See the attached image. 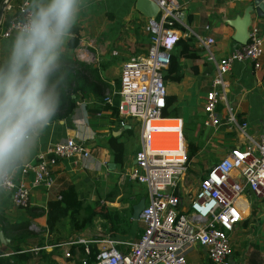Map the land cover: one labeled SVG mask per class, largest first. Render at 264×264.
<instances>
[{
  "label": "built area",
  "instance_id": "1",
  "mask_svg": "<svg viewBox=\"0 0 264 264\" xmlns=\"http://www.w3.org/2000/svg\"><path fill=\"white\" fill-rule=\"evenodd\" d=\"M155 1L160 17L147 16L143 24V31L150 35L148 49L122 62L119 87L107 88L103 96V101L112 105L114 95L119 94L121 124L129 117L139 123L140 145L134 154L135 162L121 174L120 180L129 178L147 186V201L138 215L142 233L136 239L111 234L78 236L51 244H34L21 252L36 254L40 249L58 248L67 260L76 256L74 264H187V253L194 246H201L209 264H231V233L244 218L243 209L251 205L245 193L264 200V129L252 134L247 121H238L228 103L223 117L217 112V104L226 100L225 74L234 62L253 60L259 66L263 35L258 25L251 24L246 43H237L228 54L216 58L212 50L214 37L194 34L198 45L206 49L207 58L215 63L211 87L204 97L203 124H231L241 139L210 165L184 204L180 195L188 168L184 121L181 116L162 113L167 95L164 71L180 37L172 25L179 20V4L177 0ZM1 7L0 37L7 38L28 15L29 4L28 0H3ZM75 50L82 58L90 59L93 55L86 47ZM112 53L117 51L112 49ZM89 155L85 143L74 136L50 143L21 169V177L9 190L13 204L27 207L32 185L52 188V165L60 158L83 159ZM29 172L33 174L31 179ZM77 243L84 244V254L71 250ZM91 243L98 247L93 257L89 256Z\"/></svg>",
  "mask_w": 264,
  "mask_h": 264
},
{
  "label": "crops",
  "instance_id": "2",
  "mask_svg": "<svg viewBox=\"0 0 264 264\" xmlns=\"http://www.w3.org/2000/svg\"><path fill=\"white\" fill-rule=\"evenodd\" d=\"M249 1L177 0L179 4V20L177 22L182 24L185 27V31L190 34L212 35L214 37L212 50L216 58H219L228 54L237 45L236 41L231 37L234 29L225 19L241 14ZM2 2L3 0H0V13ZM251 16V24L259 26L264 40V14L259 15L256 11H253ZM146 19L147 16L135 7V0H88V7L81 13L77 23V26L80 27L79 44L74 48L67 47L65 55L96 66L100 80L108 84L105 90L111 86H116L118 77L120 81L122 62L130 55L138 54L144 50L143 44L145 42L142 39V35L145 34L143 24ZM139 25L140 28L136 32L135 27ZM206 25L208 26L206 27ZM174 29L177 35L184 37L185 31L177 27H174ZM14 35L15 33L7 38L0 37V59L5 55L7 45ZM79 47H86L92 52V57L87 59L76 55L75 49ZM194 47L197 56L180 57L179 60L181 64L185 62L186 67L197 75L199 80L198 88L204 90L200 106L195 109V113H199L202 116V125H204V97L205 92L211 87V81L214 76L211 75V72L212 70L215 71V63L207 58L206 50L203 46L198 45L196 40L194 41ZM112 49H115L117 53H112ZM258 61L259 66H256L253 60L233 63L231 69L225 74V79L228 81L226 100H222L217 104V112L223 117L226 112V104L228 103L234 109L238 121H247V128L252 134H257L264 129V42L262 54L259 56ZM115 62L117 63L115 64ZM117 66H119V69H117ZM111 76H115V78ZM170 94L176 99L174 91H167V95ZM109 106L104 107L91 93H78L76 106L73 111L69 116L52 122L29 161H34L36 154L44 151L50 143L64 140L67 136H74L77 140L85 143L90 152L88 158L68 157L56 161L52 165L51 170L55 184L50 189L32 185L30 203L27 207L19 208L15 206L9 191L0 196V216H4L10 222L28 221L29 225L31 224L33 227L32 229L29 227L28 230L36 231L43 240L42 242H30L26 237L19 238L17 242L26 243H21L23 248L34 244L53 243L47 242V239L52 237V233L49 232L46 224L47 202L51 194L55 193V189L62 186L64 182H69L70 180L80 182L82 183L80 186L85 189L86 193L87 189L93 186L95 193L101 197L117 185L119 191L113 200H116V202H118L119 196L124 193L123 191L126 188L124 187L125 181L120 180L119 174L124 168L130 167L134 163V157L132 156L129 165H126L128 159L126 158L125 136L136 133L140 140L139 125L134 119L133 122L128 120L129 118L126 119V123L121 124V115L119 112L114 113L111 108L112 105ZM174 112L176 116H181L178 110H174ZM132 123H134V126ZM209 127H211L209 132L200 127L199 134L201 138L198 139L203 141V143L200 145L197 139V142H193L191 145L193 156L203 146L201 148L204 150L207 148L208 150L203 151L204 155H208L209 159L214 158V160H208L207 158L206 171L221 156L218 150L225 153L228 148L241 139L240 134L231 124L221 123L218 126ZM128 128H133L132 134L127 133L125 129ZM111 137H115L124 144L122 164L115 161L114 154L109 147L108 142ZM187 147H189L188 144ZM193 156L192 159L194 160ZM20 177L21 172L16 179ZM31 177L32 172H29V178L31 179ZM132 194L134 193L130 192V195ZM144 199L147 201V193ZM130 200V197L126 201L120 199L121 206L119 209L126 208ZM109 202L112 203V201ZM245 209H247V213L231 233L234 246L231 264H264V200L254 199L249 209L248 207H245ZM39 210L44 212L36 215L35 213ZM21 217V221H18ZM130 218L133 227L127 233L121 232V234H118L122 238L136 239L142 233L143 226L138 218L132 217V214ZM3 224L0 221V230H2L4 238H8V240L3 242L0 240V257L7 256L13 251L9 245L8 234L2 228ZM196 247L199 248H197L199 253L193 255L192 252ZM40 250L36 254L30 252L33 259L29 264L40 263L34 262ZM44 250L47 253L49 252L53 258H57V264H74L72 262L73 259L77 261L76 256L72 261L65 259L61 249L54 248L50 250V248H45ZM1 252H8V254H2ZM189 252L192 254L191 259L187 257ZM189 252L186 255L187 264H196L197 261L195 260L199 256L202 258L205 256L207 259L206 252L201 246H194Z\"/></svg>",
  "mask_w": 264,
  "mask_h": 264
},
{
  "label": "clouds",
  "instance_id": "3",
  "mask_svg": "<svg viewBox=\"0 0 264 264\" xmlns=\"http://www.w3.org/2000/svg\"><path fill=\"white\" fill-rule=\"evenodd\" d=\"M0 59V196L52 124L66 85L64 56L88 0H28Z\"/></svg>",
  "mask_w": 264,
  "mask_h": 264
},
{
  "label": "trees",
  "instance_id": "4",
  "mask_svg": "<svg viewBox=\"0 0 264 264\" xmlns=\"http://www.w3.org/2000/svg\"><path fill=\"white\" fill-rule=\"evenodd\" d=\"M160 17V13L156 15ZM174 27L180 28L185 31V27L177 21H173L172 24ZM140 25L135 27L137 32ZM186 32V31H185ZM80 41V27L76 25L73 29V37L68 43V48L77 47ZM195 36L193 34H186L184 37H179L176 42L174 49L172 50L170 63L165 70L164 77H171L175 80H180L182 77V64L180 62V57H195L197 56L194 47ZM144 50L146 51L149 46V42H145ZM64 71H66V85L61 97L62 103L58 110L57 115L54 120L63 119L70 115L76 106V96L78 93L82 94H93L99 102L103 104L104 107H110L108 103L103 101V92L108 86L105 82L100 80L98 69L96 66H92L89 63H86L82 60L72 58L68 55L64 56ZM116 87H119L116 84ZM74 94V95H73ZM119 94L116 93L113 97L112 111L118 113L117 105L119 102ZM174 99L173 95L166 96V106L163 108V115L165 116H176L174 111L167 109V105L171 103ZM53 120V121H54ZM123 127V126H122ZM128 134L133 133V128L125 129ZM109 147L111 148L114 159L117 163H123L124 156V144L122 141H118L115 137L109 138ZM190 150L188 152V158H192L193 154ZM189 168V167H188ZM124 187H128L131 182L134 181L129 178L124 179ZM139 183V182H137ZM82 183L75 182L70 180L69 182H64L62 186L55 189V193L51 194V197L47 202L46 209V224L52 237L47 239V242H61L65 240L75 239L79 235H82L85 228L91 224L95 215H99L101 218L108 221L109 224V234H121L127 233L126 229L131 222V214L133 210V203L136 202L137 198H140L137 194H134L133 199L130 200L128 206L124 209L118 210L115 209L111 214L107 210H98L90 208V211L87 214L81 215V208L83 207L82 195H87L85 189L80 186ZM119 187L115 185L106 195L105 198L108 201H113L118 194ZM130 192H128L129 194ZM147 193V191H146ZM82 194V195H81ZM137 197V198H136ZM128 197L122 198L123 201H126ZM30 209V208H29ZM28 209V210H29ZM121 211V212H120ZM44 212V211H42ZM39 210L36 215L42 213ZM0 221L4 223L2 228L4 232L8 234L10 244L13 252L7 256L0 257V264H29L33 259V256L30 252H21L23 248L21 242H17L19 238L26 237L30 242H42V238L35 232L28 230L31 227L28 221L23 222H10L4 216H0ZM67 224L68 232L65 234H60L59 231L62 225ZM33 227H31L32 229ZM118 234V235H119ZM26 244V243H23ZM91 254L90 257H93L98 247L97 244L91 243ZM73 252L79 251V255L84 254V244L77 243L73 244L71 247ZM44 261L46 264H57V258H53L52 255L46 252L44 249L40 250V253L34 262Z\"/></svg>",
  "mask_w": 264,
  "mask_h": 264
},
{
  "label": "rangeland",
  "instance_id": "5",
  "mask_svg": "<svg viewBox=\"0 0 264 264\" xmlns=\"http://www.w3.org/2000/svg\"><path fill=\"white\" fill-rule=\"evenodd\" d=\"M149 36L150 35L147 33L143 34L142 35L143 41L147 42V43L150 42ZM142 51L145 52V50H142ZM116 63L117 62H115V64ZM117 69H119V66H117ZM181 71L183 73L181 80H175L169 76L165 77V84H166L167 91H174V93L176 94V99L174 98L173 101L167 105V109H169L171 111L178 110V113L183 117L184 136H185V140L189 146V147H187V158H188V152L190 150H192V148H191L192 143L193 142L196 143L197 139L201 138V136L199 134L200 127H203L205 129V131H208V132L211 130V127L202 125V116L199 113H195V109L198 108V106H200V101L202 100L201 97H202V94L204 92V90L202 88H198L199 80L197 78V75L195 73L191 72V70L186 67L185 62L182 63ZM211 75L212 76L214 75L213 70L211 72ZM111 77L115 78V76H111ZM117 85L119 86V77H118V84ZM128 120L133 122L132 117H129ZM132 125L134 126V123H132ZM138 125H139V123H138ZM136 128H138V127L136 126ZM233 131H235V130H233ZM125 142H126V158L128 159V161L126 162V165H129L130 161L132 160V156L134 157L136 149L139 148V145H140L139 137L136 133L134 135L125 136ZM198 143L201 145L203 143V141H200L198 139ZM201 147H203V146H201ZM200 148L197 150V152L194 153V156H193L194 160L192 158H188V167L189 168H187V172L185 173V175L182 179L181 186H180L181 200L184 204L187 203L191 190L195 188L199 179L206 172L205 169H206V166L208 164V161H207L208 155L205 156L203 151H208V150H207V148L205 150L203 148H201V149ZM218 151L221 154L223 153V151H220V150H218ZM209 157H211V156H209ZM64 158H68V157H63L60 159H64ZM208 160H214V158H210V159L208 158ZM128 168H129V166L124 168L122 171H120V174H119L120 177H121V174L123 172L127 171ZM127 182H131V184L128 187H126L125 190L123 191L124 193L119 196L118 202H116V200H115V201H112V203L109 202L105 198V195L103 197H101L98 194H96L93 186L89 187L87 189V195L81 194L83 197L82 198L83 207L81 208V211H80L81 215L87 214L90 211V208L94 209L95 211L107 210L112 214L115 209L120 210L119 209V207L121 206V203L119 202L120 199H122L124 197H130L131 199H133L134 194H137L139 197H141L140 199L136 197L137 198L136 202H138L139 200L144 199L146 197L147 186L145 183L139 182V184H138L134 181H127ZM37 186H41V185H37ZM128 192H133L134 194L130 195V193L128 194ZM245 196L248 198L250 203H252V201L256 198V197L251 196L247 193H245ZM145 202H146V199H144V203ZM116 206H118V207H116ZM19 208H23V207H19ZM243 212H244V214H246L247 209L244 208ZM21 219H22V217L18 221H21ZM26 220H29V219H26ZM62 226L63 227H61L59 233L60 234L67 233L68 232L67 224H65V225L63 224ZM132 227H133V223L131 221V222H129V226L126 229V231L128 232V230H130ZM108 231H109L108 221L101 218L99 215H95L93 221L91 222L90 225H88L85 228L82 235L85 237H90L93 235H105V236H107L106 234H109ZM111 235L117 236L118 238L122 237L121 235H118V234H111ZM21 243H23V242H21ZM5 247H7V246H5ZM197 248L198 247H196V249L192 252L193 255L195 253H199V250H198L199 248L198 249ZM192 254L189 252L187 257L188 258L190 257V259H191ZM195 261H197L196 264H209L208 259H206L205 256L203 258L201 256H199V258L196 259ZM12 264H16V263H12ZM32 264H35V263H32ZM39 264H46V263L44 261H41Z\"/></svg>",
  "mask_w": 264,
  "mask_h": 264
},
{
  "label": "water",
  "instance_id": "6",
  "mask_svg": "<svg viewBox=\"0 0 264 264\" xmlns=\"http://www.w3.org/2000/svg\"><path fill=\"white\" fill-rule=\"evenodd\" d=\"M135 7L145 14L146 16H156L159 13V6L155 0H135ZM2 7L1 13L2 14ZM256 11L257 14H264V0H250L244 7L241 14H236L234 17L226 18L225 21L234 29L231 37L236 43H246L249 37V26L252 20V12ZM74 95V94H73ZM135 162V158L133 159ZM144 199L139 200L133 204L132 217L138 218L141 208L144 206ZM0 240L7 241L4 238L2 230H0Z\"/></svg>",
  "mask_w": 264,
  "mask_h": 264
},
{
  "label": "bare ground",
  "instance_id": "7",
  "mask_svg": "<svg viewBox=\"0 0 264 264\" xmlns=\"http://www.w3.org/2000/svg\"><path fill=\"white\" fill-rule=\"evenodd\" d=\"M243 214H244V212H243ZM245 215V214H244Z\"/></svg>",
  "mask_w": 264,
  "mask_h": 264
}]
</instances>
